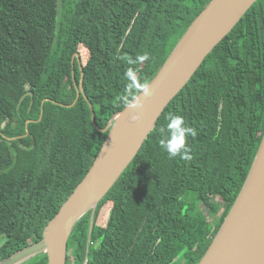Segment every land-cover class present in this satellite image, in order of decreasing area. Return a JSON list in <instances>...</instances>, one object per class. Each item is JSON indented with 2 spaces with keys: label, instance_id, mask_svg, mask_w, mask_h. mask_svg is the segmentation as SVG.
<instances>
[{
  "label": "trees",
  "instance_id": "1",
  "mask_svg": "<svg viewBox=\"0 0 264 264\" xmlns=\"http://www.w3.org/2000/svg\"><path fill=\"white\" fill-rule=\"evenodd\" d=\"M210 1L61 0L58 15L57 0H0V261L38 242L84 178L107 136L100 130L125 107L124 72L133 67L148 83ZM144 53L149 61L127 63ZM76 54L85 61L72 65ZM170 113L196 130L186 137L188 160L170 159L159 145ZM263 132L257 0L169 103L94 213L75 225L66 264H197ZM23 264H47V255Z\"/></svg>",
  "mask_w": 264,
  "mask_h": 264
},
{
  "label": "water",
  "instance_id": "2",
  "mask_svg": "<svg viewBox=\"0 0 264 264\" xmlns=\"http://www.w3.org/2000/svg\"><path fill=\"white\" fill-rule=\"evenodd\" d=\"M256 1L211 0L205 6L147 83L149 96L140 94L143 107L129 110L125 106L100 130L107 136L91 167L48 222L42 238L0 264H23L39 254L47 255V264H66L68 241L75 225L87 213H94L134 160L169 103ZM60 7L61 0H57L58 15ZM76 57L79 62L76 54L72 65ZM81 84L82 79L80 87ZM27 95L31 96L24 94L19 104ZM75 102L63 106L72 107ZM89 106L95 125L93 107ZM197 264H264V132L240 192Z\"/></svg>",
  "mask_w": 264,
  "mask_h": 264
},
{
  "label": "clouds",
  "instance_id": "3",
  "mask_svg": "<svg viewBox=\"0 0 264 264\" xmlns=\"http://www.w3.org/2000/svg\"><path fill=\"white\" fill-rule=\"evenodd\" d=\"M151 56L148 53L137 55L135 59L128 57L129 65L143 63L149 61ZM124 78L127 83L124 88V93L118 97L129 110H138L143 107L141 101V93L144 98L149 96V86L147 83H141L137 78L136 69L129 67L124 72ZM167 123L160 128L161 138L159 145L165 151L170 159L179 156L180 159H190V148L186 145V137L196 136V130L185 124L184 118L180 115L169 114Z\"/></svg>",
  "mask_w": 264,
  "mask_h": 264
},
{
  "label": "rangeland",
  "instance_id": "4",
  "mask_svg": "<svg viewBox=\"0 0 264 264\" xmlns=\"http://www.w3.org/2000/svg\"><path fill=\"white\" fill-rule=\"evenodd\" d=\"M81 61H85V57L82 56V59L79 57V62L81 63ZM103 212H104V211L102 210L101 213H103ZM101 213H100V214H101ZM203 213H204L205 215H208V210H207L205 207H203ZM216 217H217V216H214V215L212 216V218H211V220H210L212 224H213V222L217 219ZM215 218H216V219H215ZM97 223H99V221H98ZM100 225H101V224H100Z\"/></svg>",
  "mask_w": 264,
  "mask_h": 264
},
{
  "label": "flooded vegetation",
  "instance_id": "5",
  "mask_svg": "<svg viewBox=\"0 0 264 264\" xmlns=\"http://www.w3.org/2000/svg\"><path fill=\"white\" fill-rule=\"evenodd\" d=\"M3 125H4V124L2 123V124H1V127H3ZM70 258H71V257H70ZM69 264H70V262H69Z\"/></svg>",
  "mask_w": 264,
  "mask_h": 264
}]
</instances>
